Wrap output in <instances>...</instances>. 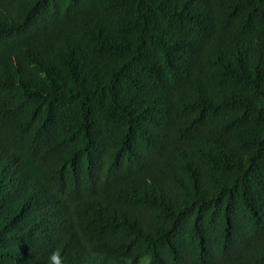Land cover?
Listing matches in <instances>:
<instances>
[{"label": "trees", "instance_id": "trees-1", "mask_svg": "<svg viewBox=\"0 0 264 264\" xmlns=\"http://www.w3.org/2000/svg\"><path fill=\"white\" fill-rule=\"evenodd\" d=\"M264 264V0H0V264Z\"/></svg>", "mask_w": 264, "mask_h": 264}, {"label": "clouds", "instance_id": "clouds-1", "mask_svg": "<svg viewBox=\"0 0 264 264\" xmlns=\"http://www.w3.org/2000/svg\"><path fill=\"white\" fill-rule=\"evenodd\" d=\"M50 259L53 261V264H60V259L56 254H53Z\"/></svg>", "mask_w": 264, "mask_h": 264}]
</instances>
